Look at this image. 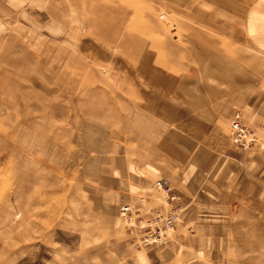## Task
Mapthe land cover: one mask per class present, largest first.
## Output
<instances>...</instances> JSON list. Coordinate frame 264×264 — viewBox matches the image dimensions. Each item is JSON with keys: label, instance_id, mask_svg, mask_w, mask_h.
I'll return each instance as SVG.
<instances>
[{"label": "rangeland", "instance_id": "obj_1", "mask_svg": "<svg viewBox=\"0 0 264 264\" xmlns=\"http://www.w3.org/2000/svg\"><path fill=\"white\" fill-rule=\"evenodd\" d=\"M0 264H264V0H0Z\"/></svg>", "mask_w": 264, "mask_h": 264}, {"label": "built area", "instance_id": "obj_2", "mask_svg": "<svg viewBox=\"0 0 264 264\" xmlns=\"http://www.w3.org/2000/svg\"><path fill=\"white\" fill-rule=\"evenodd\" d=\"M241 120L240 111L234 112L231 122L232 138L234 142L244 146L252 137ZM155 186L167 195V208L154 210L147 216H139V208L126 203L121 207L119 215L123 222L140 232L138 240L141 244L168 241L180 218L182 205L170 179L160 177L155 181Z\"/></svg>", "mask_w": 264, "mask_h": 264}, {"label": "crops", "instance_id": "obj_3", "mask_svg": "<svg viewBox=\"0 0 264 264\" xmlns=\"http://www.w3.org/2000/svg\"><path fill=\"white\" fill-rule=\"evenodd\" d=\"M186 215H187V211L184 213L185 218L187 217Z\"/></svg>", "mask_w": 264, "mask_h": 264}]
</instances>
